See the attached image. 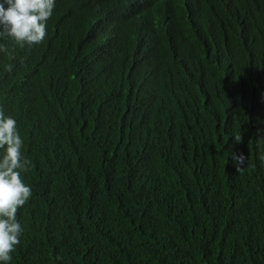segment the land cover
<instances>
[{
  "label": "trees",
  "instance_id": "trees-1",
  "mask_svg": "<svg viewBox=\"0 0 264 264\" xmlns=\"http://www.w3.org/2000/svg\"><path fill=\"white\" fill-rule=\"evenodd\" d=\"M127 1L55 0L42 47L0 40L8 48L0 52V107L17 121L22 152L32 162L22 179L33 195L18 209L23 233L8 264L262 261L264 147L243 155L247 159L238 172L236 161L230 167L198 159L204 145L194 150L200 139L197 122L181 106L143 114L148 87L132 69L141 61L107 34V16ZM238 19L223 6H211L204 34L199 32L192 46L185 44L176 63L192 70L196 57L212 45L234 54L244 48L245 37L264 46V16ZM149 27L158 35L157 24ZM256 48L250 58H258ZM8 64L13 65L10 72ZM97 69L107 83L87 81ZM255 81L264 88L263 78ZM230 83L228 92L235 99L238 85ZM93 98L113 107L112 112L98 111ZM58 112L64 117L57 118ZM261 112L256 96L232 104L205 121L203 141L230 129L263 145ZM30 225L35 229L27 233ZM235 238L244 246L229 259L188 248ZM49 250L60 251V259L50 258Z\"/></svg>",
  "mask_w": 264,
  "mask_h": 264
},
{
  "label": "clouds",
  "instance_id": "clouds-1",
  "mask_svg": "<svg viewBox=\"0 0 264 264\" xmlns=\"http://www.w3.org/2000/svg\"><path fill=\"white\" fill-rule=\"evenodd\" d=\"M247 1L238 0V5L245 10L249 21L264 16V10L255 15L249 12L256 2L264 9L263 1ZM132 2L136 9L129 7V3ZM191 2L195 3L191 5L198 12L203 24L209 8L213 5L223 6L226 12L234 14L228 0ZM54 8L55 0H0V40L11 39L21 48L34 45L42 47L41 43L47 35V21L51 18ZM143 12L150 16L148 20L142 17ZM190 15L191 10L185 5L184 0H128L124 8L119 7L107 16V34L121 44L122 50L135 53L141 61L140 64L133 65L132 69L134 75L148 87L149 94L143 114L150 110L169 111L171 105L181 106L184 113L197 122L200 139L194 150L204 145V149L197 156L198 159L213 164L228 163L230 167L236 161V169L239 172L242 170L240 164L245 158L243 155L255 153L264 147V144L230 129L216 131L203 141L204 123L232 104L246 103L251 96L258 98L264 123V88H260L263 86L260 84L261 81H255L258 75L264 79V65L260 64L264 60V47L254 52V56H258L256 59L249 57L250 49L247 47L242 49L241 55L239 51L234 53L236 65L231 72V78L228 77L223 62L215 55L217 50L223 51L218 44L212 45L202 57H196V67L187 70L176 63V57L182 53L186 43L192 46L200 32L199 28L194 27ZM151 22L157 24L158 35L149 38L144 33L137 34L136 31L149 27L147 24ZM185 31L190 32V37L186 36ZM174 36L177 37L176 44L172 43ZM151 41H158L163 45L158 48L148 46ZM180 44L184 46L180 48ZM0 52H8V48L0 44ZM12 68V64L5 66V70L9 72ZM93 80L107 83L104 72L99 69L87 81ZM230 81L238 85L235 99H232L228 92L227 84ZM91 101L97 102L94 108L101 113L110 114L113 110V107L96 98ZM56 117L62 118L64 114L58 112ZM207 139L210 144L206 142ZM214 141L221 142L222 146L216 147ZM23 145L17 121L11 116H6L0 107V150H3V154L0 155V262L3 264H8L12 259L11 253L20 244L23 233L17 219L18 209L33 195L31 186L26 185L22 179V174L30 170L32 163L24 156ZM34 227L30 225L24 230L32 233ZM243 246L240 239L235 238L223 244L203 243L188 248L204 255L229 259ZM47 253L50 258L60 259V251L49 250ZM21 258L26 261L28 255ZM249 264H264V259Z\"/></svg>",
  "mask_w": 264,
  "mask_h": 264
},
{
  "label": "bare ground",
  "instance_id": "bare-ground-1",
  "mask_svg": "<svg viewBox=\"0 0 264 264\" xmlns=\"http://www.w3.org/2000/svg\"><path fill=\"white\" fill-rule=\"evenodd\" d=\"M196 1V0H195ZM252 1H257V0H252ZM261 1H263V3H264V0H261ZM191 2V0H184V3H185V5L191 10V15H190V17L192 16V17H194L196 20V25L198 26V28H200L201 29V31H200V33L201 34H204V32L202 31V29L205 27V25L201 22V20L198 18V12L194 9V7H192V5L191 4H195V3H190ZM247 2H249V0L247 1ZM133 2L132 3H129V7H133ZM228 4H229V6H231V10L234 12V15H236V16H238V21L240 22V23H243V22H248L249 20L246 18V12H245V10L244 9H242L239 5H238V0H228ZM134 8V7H133ZM134 9H136V8H134ZM263 8L261 7V5H258V3L256 2V5H254V6H252V8H250L249 9V12L251 13V14H253V15H255L257 12H263ZM142 17L143 18H145L146 20H148L149 19V17L150 16H148V14H146V12H143L142 13ZM147 26H149V24H147ZM252 28V27H251ZM242 29L243 30H245L246 29V27L245 26H243L242 27ZM253 29V28H252ZM178 30V29H177ZM176 30V31H177ZM137 32V34H139V35H142L143 33H144V35L146 36V37H149V38H151L153 35H152V31H151V28L150 27H146V28H143L142 30H140V31H136ZM176 33V32H175ZM252 37L253 36H251V37H249V38H247V37H245L244 38V47H247V48H249L250 49V53H251V50H252V48L253 47H256L257 46V48L256 49H259V48H263L264 46H263V44L262 43H260V42H258L257 44H253V39H252ZM141 41H143V40H139V42H141ZM147 43V42H146ZM172 43L173 44H176L177 43V37L176 36H174L173 38H172ZM148 46H150V45H148ZM184 46V44H180L179 45V47L180 48H182ZM220 49H222V47L220 46ZM242 49L243 48H241V50H239V54L241 55L242 54ZM226 53V54H225ZM215 55L217 56V58H219V60H221L222 62H223V64H224V66H225V68L227 69V72H229V71H231L232 70V68H233V65L236 63V55H234V54H232V53H230V52H227V51H219V50H217L216 52H215ZM219 55V56H218ZM250 55V54H249ZM183 59L181 58V61H182ZM232 62V67L229 65V62ZM260 64H262V65H264V60H262L261 61V63ZM147 65H148V61H147ZM142 67L144 68V65H142ZM150 75V74H149ZM230 85H234L233 84V82H231L230 83ZM229 91H231V89H229ZM259 142H261V140H259ZM246 159H247V157H245ZM32 211L34 210V209H31Z\"/></svg>",
  "mask_w": 264,
  "mask_h": 264
},
{
  "label": "flooded vegetation",
  "instance_id": "flooded-vegetation-1",
  "mask_svg": "<svg viewBox=\"0 0 264 264\" xmlns=\"http://www.w3.org/2000/svg\"><path fill=\"white\" fill-rule=\"evenodd\" d=\"M191 20H192V23H193L194 27L198 28V26H197L196 23H195V22H196V21H195L196 19H195L194 17L191 16ZM199 31H201L200 28H199ZM218 56H219V55H218ZM229 65L232 67V62H231V61L229 62Z\"/></svg>",
  "mask_w": 264,
  "mask_h": 264
},
{
  "label": "water",
  "instance_id": "water-1",
  "mask_svg": "<svg viewBox=\"0 0 264 264\" xmlns=\"http://www.w3.org/2000/svg\"><path fill=\"white\" fill-rule=\"evenodd\" d=\"M190 3H194V2H190ZM198 18H199V15H198ZM183 22L185 23V20H183ZM185 32H186V36L190 37V32L189 31H185ZM232 52L235 53V51H232Z\"/></svg>",
  "mask_w": 264,
  "mask_h": 264
}]
</instances>
